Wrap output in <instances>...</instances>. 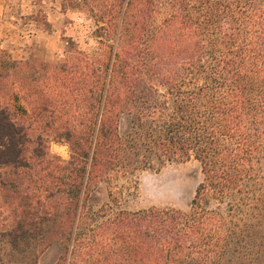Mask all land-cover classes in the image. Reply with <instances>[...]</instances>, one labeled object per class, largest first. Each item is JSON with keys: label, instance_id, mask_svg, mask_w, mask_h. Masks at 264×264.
<instances>
[{"label": "trees", "instance_id": "1", "mask_svg": "<svg viewBox=\"0 0 264 264\" xmlns=\"http://www.w3.org/2000/svg\"><path fill=\"white\" fill-rule=\"evenodd\" d=\"M109 2L93 12L112 28L114 51L96 78L88 137L70 143L60 169L62 212L48 223L46 245L59 237L67 264L260 263L253 243L264 217V0ZM121 116L132 130L122 132ZM28 131L0 102V169L32 172L30 155L43 150L29 152ZM191 158L203 179L188 212L119 211L87 223L86 197L99 178ZM22 207L14 244L33 220Z\"/></svg>", "mask_w": 264, "mask_h": 264}, {"label": "rangeland", "instance_id": "2", "mask_svg": "<svg viewBox=\"0 0 264 264\" xmlns=\"http://www.w3.org/2000/svg\"><path fill=\"white\" fill-rule=\"evenodd\" d=\"M3 1L9 6L0 17L7 40L0 48V102L8 105L17 123L29 127V152L37 147L43 156L30 155L31 173L0 169V264H63L65 244L59 237L50 245L45 240L48 225L62 212L57 205L58 178L71 151L65 160L49 149L52 143L70 146L79 140L83 144L88 137L96 78L110 59V46L112 53L115 47L112 28L93 10L102 13L110 2ZM172 100L167 97V102ZM120 119L122 132L132 130L129 118ZM202 179L193 158L112 171L89 188L84 209L87 223L97 225L119 211L171 208L188 212ZM22 206H27L24 216L33 220L24 228L28 238L14 244L11 235ZM254 237V258L264 264V217L256 224Z\"/></svg>", "mask_w": 264, "mask_h": 264}, {"label": "clouds", "instance_id": "3", "mask_svg": "<svg viewBox=\"0 0 264 264\" xmlns=\"http://www.w3.org/2000/svg\"><path fill=\"white\" fill-rule=\"evenodd\" d=\"M50 152L54 155H58L62 157L63 159L67 160L70 157V146L68 144H56L52 143L50 145Z\"/></svg>", "mask_w": 264, "mask_h": 264}, {"label": "crops", "instance_id": "4", "mask_svg": "<svg viewBox=\"0 0 264 264\" xmlns=\"http://www.w3.org/2000/svg\"><path fill=\"white\" fill-rule=\"evenodd\" d=\"M8 6L9 5H7L5 3V1H3L1 3V0H0V17H3V13H4V11H7L8 10ZM1 29L2 28H0V48L3 47L5 45V43L7 42V40L4 39L3 36H2Z\"/></svg>", "mask_w": 264, "mask_h": 264}]
</instances>
